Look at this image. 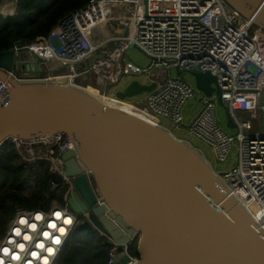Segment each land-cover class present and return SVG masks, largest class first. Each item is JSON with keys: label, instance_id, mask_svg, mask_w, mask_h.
Wrapping results in <instances>:
<instances>
[{"label": "built area", "instance_id": "1", "mask_svg": "<svg viewBox=\"0 0 264 264\" xmlns=\"http://www.w3.org/2000/svg\"><path fill=\"white\" fill-rule=\"evenodd\" d=\"M17 13L18 0L7 3L0 0V17H13ZM260 30L222 0H91L62 19L48 36L31 42L16 41L12 48L13 70L9 74L15 80L19 77L78 81L79 86L93 88L158 124L160 118H165L175 126H182V109L195 91L172 72H210L216 78L220 96L205 98L189 131L214 147L222 162L236 146L237 165L220 175L230 193L245 208L257 212L253 219L264 231V33ZM131 48L150 58V70H142L125 58ZM133 75L148 79L147 84L141 85L155 84L146 98L131 102L107 96L110 87ZM6 92L8 87L0 81V94ZM8 96L1 95L0 103ZM217 102L229 113L232 129L237 131L235 136L219 127ZM11 142L20 166L48 164L50 191L65 192L60 205L17 211L0 240V260L3 264H43L47 259L49 264H56L78 223L68 204L75 190V178L66 174L63 158L77 149L63 133ZM54 175L61 179L60 183L54 181ZM57 212L60 219L56 218ZM37 215L40 220L35 219ZM21 220L27 223L21 224ZM65 220L71 223H64ZM33 224L35 229L31 227ZM50 224H56L57 228L49 227ZM17 229L21 235H16ZM25 235L30 239L25 240ZM56 240L61 243L57 245ZM38 244L45 247H37ZM6 247L7 255L2 251ZM129 248L130 245H124L126 253ZM13 255L19 259H12ZM117 255L118 245L113 244L107 264H115Z\"/></svg>", "mask_w": 264, "mask_h": 264}, {"label": "water", "instance_id": "2", "mask_svg": "<svg viewBox=\"0 0 264 264\" xmlns=\"http://www.w3.org/2000/svg\"><path fill=\"white\" fill-rule=\"evenodd\" d=\"M222 1L264 33V0ZM13 63L12 51L0 54V81L9 89L0 94H9L0 103V146L70 137L77 152L63 157L75 178L68 204L84 216L80 226L89 235L118 245L115 264H264V231L199 149L78 81L15 80ZM191 75L204 96H220L210 72ZM154 87L131 81L114 97L123 101ZM136 239L139 259L132 260L124 245Z\"/></svg>", "mask_w": 264, "mask_h": 264}, {"label": "trees", "instance_id": "3", "mask_svg": "<svg viewBox=\"0 0 264 264\" xmlns=\"http://www.w3.org/2000/svg\"><path fill=\"white\" fill-rule=\"evenodd\" d=\"M91 0H18V15L0 17V54L12 51L16 41L31 42L48 36L65 17L87 6ZM48 164L19 165L13 143L0 148V240L10 221L20 209H48L52 200L62 203L65 190L56 194L48 187ZM138 239L129 254L139 259ZM110 245L99 234L89 235L80 225L66 245L56 264H107Z\"/></svg>", "mask_w": 264, "mask_h": 264}, {"label": "rangeland", "instance_id": "4", "mask_svg": "<svg viewBox=\"0 0 264 264\" xmlns=\"http://www.w3.org/2000/svg\"><path fill=\"white\" fill-rule=\"evenodd\" d=\"M16 15H18V13ZM125 58L128 61H130L132 64L141 68L142 70H150L151 68L150 58L137 48L129 49L125 53ZM152 73H155V72L152 71ZM172 75L174 77H179V79L187 83L195 91V95L193 98L189 99L186 102V104L184 105L182 109V116H183V122H184L182 126H175L171 123V121L165 118H160V122H159L160 125L170 130L177 138L188 141L189 143H191L192 146L199 149L204 154V156L207 158V160L211 163L212 167L217 173L225 174L229 172L238 163V154H237L236 146L232 147V151L230 155L224 162H222L218 159L217 152L214 149V147L209 146V144L199 139L197 136H195L189 131V126L191 122L193 121V119L200 113L206 96H204L202 92L196 89L195 79L191 75V73L183 72L181 76H178L177 72L173 71ZM131 81H138L139 83H142V84H147L149 82L145 76L133 75V76L125 77L118 85L112 86L108 89L107 96H114L117 91L124 90L131 83ZM100 90L103 92V89H100ZM147 95L148 93H143L135 97H132L128 100L131 102H135L138 99L146 98ZM213 96L216 97L217 96L216 93H214ZM216 117H217L219 127L224 132H226L230 136H235L237 134V131L235 129H232L228 126L226 110L223 106L220 105L219 102H217ZM52 204L60 205L62 203H59L57 199L56 200L54 199L52 200L50 206ZM74 214L76 215L79 221L76 225V228H77V226L80 225L81 220L79 218V214H76V213Z\"/></svg>", "mask_w": 264, "mask_h": 264}, {"label": "snow or ice", "instance_id": "5", "mask_svg": "<svg viewBox=\"0 0 264 264\" xmlns=\"http://www.w3.org/2000/svg\"><path fill=\"white\" fill-rule=\"evenodd\" d=\"M55 215H56V218H57V219H60V218H61L60 213L57 212ZM35 219H36V220H40V219H41V216L37 215V216L35 217ZM69 222H70L69 220H65V221H64V223H69ZM20 223H21V224H25V223H27V221H25V220H21ZM31 227H32L33 229H35L36 226H35V224H33V225H31ZM49 227L55 229V228H57V225H56V224H50ZM60 231H63V228H60ZM16 235H21L19 229L16 230ZM45 235L47 236L48 234L45 233ZM23 238H24L25 240L30 239V237L27 236V235H25ZM10 243H11V241H10ZM19 247H20L21 249H23L24 245H23V244H20ZM37 247L44 248L45 246H44L43 244H38ZM2 251H3V253L6 254V255L9 253V249H8L7 247L4 248ZM49 251H50V249H49ZM35 255H36V253H33V256H35ZM12 259H19V256H18V255H13V256H12ZM0 264H3V261H2V260H0Z\"/></svg>", "mask_w": 264, "mask_h": 264}, {"label": "bare ground", "instance_id": "6", "mask_svg": "<svg viewBox=\"0 0 264 264\" xmlns=\"http://www.w3.org/2000/svg\"><path fill=\"white\" fill-rule=\"evenodd\" d=\"M3 1H5V2L7 3L9 0H3ZM1 10L5 11L3 7H1ZM90 91H91V89H90ZM91 92H93V93H95V94H97V95H100L98 92H94V91H91ZM100 96L103 97L104 100L107 101L108 103H112V104H115V105L120 106V107L122 106V107H124V109L127 110V111H130V112H133V113H136V114L142 115L140 112L135 111V110L132 109L130 106H127V105H118L117 103H115V102L112 101L111 99L106 98V97L103 96V95H100ZM150 119H151V118H150ZM151 120H153V119H151ZM251 206L254 207L255 205H251ZM246 209L249 211V213H250V215H251L252 217H254L255 213H257V212H255V211H253V209H252L251 207H247Z\"/></svg>", "mask_w": 264, "mask_h": 264}, {"label": "clouds", "instance_id": "7", "mask_svg": "<svg viewBox=\"0 0 264 264\" xmlns=\"http://www.w3.org/2000/svg\"><path fill=\"white\" fill-rule=\"evenodd\" d=\"M70 222H69V224L71 223V220H69ZM55 243L57 244V245H59L60 243H61V241L60 240H56L55 241ZM53 251L54 250H50V253H53ZM43 264H49V261L47 260V259H45L44 261H43Z\"/></svg>", "mask_w": 264, "mask_h": 264}, {"label": "crops", "instance_id": "8", "mask_svg": "<svg viewBox=\"0 0 264 264\" xmlns=\"http://www.w3.org/2000/svg\"><path fill=\"white\" fill-rule=\"evenodd\" d=\"M89 89H91V91L97 92V90H95V89H93V88H89Z\"/></svg>", "mask_w": 264, "mask_h": 264}, {"label": "flooded vegetation", "instance_id": "9", "mask_svg": "<svg viewBox=\"0 0 264 264\" xmlns=\"http://www.w3.org/2000/svg\"><path fill=\"white\" fill-rule=\"evenodd\" d=\"M83 217H84V216H82V215H79V218H80V219H82ZM83 221H84V220H83ZM81 222H82V220H81Z\"/></svg>", "mask_w": 264, "mask_h": 264}]
</instances>
